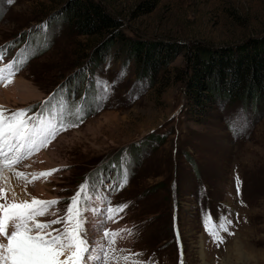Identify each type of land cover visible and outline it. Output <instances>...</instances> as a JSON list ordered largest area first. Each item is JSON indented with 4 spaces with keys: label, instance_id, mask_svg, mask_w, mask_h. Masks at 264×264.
I'll return each instance as SVG.
<instances>
[{
    "label": "rangeland",
    "instance_id": "374dc122",
    "mask_svg": "<svg viewBox=\"0 0 264 264\" xmlns=\"http://www.w3.org/2000/svg\"><path fill=\"white\" fill-rule=\"evenodd\" d=\"M96 1L121 20L126 37L233 45L264 36V0ZM64 5L65 0H0V50L6 49L0 67L21 59L29 45L36 49L13 78L30 89L10 98L3 94L0 105L36 113L66 88L74 103L87 100L91 109L78 127L62 132L18 169L28 174L59 171L27 185L5 173L8 195L14 191L17 200L59 199L63 214L85 178L102 174L101 191L112 205H128L107 228L137 230L133 242L118 247L142 252L140 259L152 264H180L178 229L184 264H264V102L213 101L207 115H193L182 82L167 79L171 74L164 84L161 75L152 85L139 79L120 40L101 59L96 57L103 35L74 31L60 17ZM45 22H50L46 48L41 47L46 33L39 27ZM173 66L176 73L184 66L182 53L169 68ZM97 79L114 83L98 109L91 103ZM241 110L248 127L234 135L229 120ZM42 153L52 155V163ZM125 153L132 162L129 182L112 192L107 186L118 178ZM202 209L205 215L210 210L214 218L224 215L232 221L234 234H223V244L218 246L206 232Z\"/></svg>",
    "mask_w": 264,
    "mask_h": 264
},
{
    "label": "snow or ice",
    "instance_id": "6c2138e0",
    "mask_svg": "<svg viewBox=\"0 0 264 264\" xmlns=\"http://www.w3.org/2000/svg\"><path fill=\"white\" fill-rule=\"evenodd\" d=\"M8 3H12V0H8ZM39 27L46 33L41 44L46 48L50 22ZM34 54L36 49L29 45L23 50L21 59H14L0 67V85L4 88L12 85L16 73ZM5 55L6 49L0 50V61L4 60ZM124 74L122 72L121 75ZM95 84L96 94L91 98V103L98 109L109 97L114 83L110 85L97 79ZM90 110L89 101L82 99L74 103L66 88L50 96L36 113L31 108L12 111L0 105V264H152L151 260L140 259L144 253L118 247L121 242H133L136 229L127 226L117 230L107 228L109 222H118L120 213L128 205H112L109 196L101 191L104 185L102 174L98 179L94 175L85 178L62 210L63 214L57 207L61 204L59 199L33 197L17 200L14 191L11 196L8 195L9 177L5 173L12 174L27 185L40 178L47 180L52 172L59 171L54 169L28 174L18 169L26 167L25 161L48 148L62 132L78 127ZM229 126L234 135H239L248 127L247 117L242 110L229 120ZM119 167L118 178L107 186L112 192L124 188L129 182L132 162L127 153L121 158ZM236 184L239 194L238 177ZM202 222L218 246L224 243L223 234H234L229 230L232 221L224 215L216 219L210 210L205 215L202 209ZM176 237L180 264H184L178 229ZM125 252L127 254L117 255Z\"/></svg>",
    "mask_w": 264,
    "mask_h": 264
},
{
    "label": "trees",
    "instance_id": "16d2710c",
    "mask_svg": "<svg viewBox=\"0 0 264 264\" xmlns=\"http://www.w3.org/2000/svg\"><path fill=\"white\" fill-rule=\"evenodd\" d=\"M60 17L80 35H103L96 57L101 59L120 40L123 51L135 63L139 79L152 85L161 75L159 80L164 84L171 74L167 79L182 82L193 115H207L208 104L213 101L218 105L241 101L253 106L264 102V36L233 45L126 37L121 20L96 0H65ZM181 53L184 66L176 73L175 67L169 66ZM152 138L161 141L159 135Z\"/></svg>",
    "mask_w": 264,
    "mask_h": 264
},
{
    "label": "bare ground",
    "instance_id": "6f19581e",
    "mask_svg": "<svg viewBox=\"0 0 264 264\" xmlns=\"http://www.w3.org/2000/svg\"><path fill=\"white\" fill-rule=\"evenodd\" d=\"M9 90L8 88L6 89H0V104L2 103V99H3V94L6 96L7 94V98H10L11 94L12 96H14V94H17L18 91H25L26 89H30L28 84L25 82H23L22 80H17L15 83L13 82L12 85L9 86ZM25 88V89H24ZM18 90V91H17ZM53 147V146H52ZM49 150V149H48ZM52 151V150H51ZM47 152V151H46ZM50 153V151L48 152ZM52 154V153H51ZM43 158H45L47 161H50L52 163V159H50L52 157V155L50 154H46V153H42ZM53 158V157H52ZM11 175V174H10ZM14 178V176L12 177ZM13 187V186H12ZM15 188V187H14ZM19 194V193H18Z\"/></svg>",
    "mask_w": 264,
    "mask_h": 264
}]
</instances>
